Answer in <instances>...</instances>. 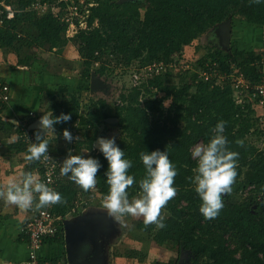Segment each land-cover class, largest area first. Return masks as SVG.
Returning a JSON list of instances; mask_svg holds the SVG:
<instances>
[{
	"label": "trees",
	"instance_id": "16d2710c",
	"mask_svg": "<svg viewBox=\"0 0 264 264\" xmlns=\"http://www.w3.org/2000/svg\"><path fill=\"white\" fill-rule=\"evenodd\" d=\"M34 2L17 1L13 19L5 20L0 27V49L10 48L17 55L20 66H29L36 57L22 54L20 51L25 47L42 49L47 46L49 50H60L66 42L63 38L66 26L50 12L38 16L25 10ZM60 5L64 8L66 3ZM87 10L88 27L95 20L98 26L80 30L76 35L79 58L86 68L85 77L90 76L89 68L94 63H99L96 69L98 76H102L111 64L125 70L134 62L138 65L137 72L148 64H155V69L163 67L165 72L142 80L141 87L131 86L129 92L121 93L123 104L117 106L112 114L105 111L104 100L96 102L94 111L87 113L80 112L83 109L80 97L72 95L65 102L53 101L46 111L50 109L54 115L71 113L69 121L54 126L56 137H62L64 129L78 133L76 140L64 151L57 150L49 142L53 158L57 157L62 162L71 150L73 155L86 151L88 155L85 157L97 158L102 167L97 173L94 194L103 199L108 192L103 175L107 164L101 153L93 150L96 138L104 135L98 130L100 123L110 117L117 119L123 136L116 139V143L124 150L125 158L133 162L128 171L137 182L144 175L139 154L145 150H164L165 146L171 145L166 151L177 169L173 185L176 195L160 209V216L165 212L161 216L165 227L158 229L154 224L145 225L143 220L135 222L136 229L151 236L156 245L170 246L176 252L174 260L160 264H264V177L253 182L240 180L243 169L256 172L264 166V151H257L245 141V137L259 124L258 117L254 116L258 98H253L255 91L250 89L244 99L246 102L237 103L228 79L223 85L216 83L220 75L242 74L255 86L259 79L257 69L261 67L256 61L260 55L238 49L234 43L226 52L206 47L205 55L197 61L199 68L187 66L186 62V68L175 71L178 82L174 86L164 85L169 83L175 66H179V60H175L179 59L183 47L214 26L236 17L250 25H264V0H126L121 3L118 0H94ZM203 73H210L207 80H204ZM155 89L163 95H155ZM191 89L194 92L189 94ZM46 94L54 99V91L48 90ZM166 100H170L167 107L164 104ZM41 102L44 104L43 99ZM6 106L0 103V144L5 146L9 138L20 133V126L3 119ZM220 120L225 121L224 135L229 141V149L239 153L237 175L231 191L224 196V207L219 214L215 218L204 219L198 211L200 201L188 179L195 167L190 153L196 144L208 142L211 129ZM237 141H242V145ZM6 147L27 152L20 140ZM30 163L36 168V162ZM65 180L66 177L60 176L54 185V190L62 196V202L52 209L62 219L76 208L78 198L92 195L91 190L85 192L80 187H71ZM128 192L130 199L136 196L138 184L134 183ZM233 193L240 197L239 201ZM79 213L76 208L74 215ZM58 225L57 233L45 238L42 246L57 244L63 247V227L60 222ZM129 252L128 257H133L135 251ZM180 253L186 261L180 260ZM38 256L50 264L66 262L64 251L60 257H42L39 251Z\"/></svg>",
	"mask_w": 264,
	"mask_h": 264
},
{
	"label": "rangeland",
	"instance_id": "374dc122",
	"mask_svg": "<svg viewBox=\"0 0 264 264\" xmlns=\"http://www.w3.org/2000/svg\"><path fill=\"white\" fill-rule=\"evenodd\" d=\"M17 1L19 0H9L8 3L2 1L0 2L4 5H9L11 9L16 11L17 9ZM66 0H53L49 2L48 0H35V2L27 7L25 10L27 12L35 13L38 16H41L47 12H50L52 16L56 17L62 24L66 26V30H69L68 34L63 35V38L66 40L64 46L60 48V50H49L47 46H44L42 49H37L35 47H25L20 52L22 54L28 53L32 57L35 55L36 57L33 59L34 61L29 64L26 71L27 74L32 75L33 73L39 72L40 75H44L45 73L54 74V80L52 83L41 82L39 83V88L36 90L39 94H33L35 98L38 100L43 99L45 107H42V113H46L48 107L51 105L53 101L65 102L68 101L72 95L74 97H80L83 105V113H87L89 111H94L96 105L99 100L105 101V111L108 114H112L117 106H121L123 102L120 99L121 93L129 92L131 86H140L142 80H145V72L144 71H136V63H133V66L130 68H126L125 70L120 66H113L111 64L110 68L105 71L102 76H98L96 69L99 63H94L89 68V75L94 77V81L97 83L96 85L90 86V76L85 77L84 71L86 70L85 64L81 58H79L78 54V40L76 39V35L80 30H88L98 26L97 21L95 20L92 23L91 27H88L87 22L85 21V14L79 15L74 14L72 8H64L61 7L60 3ZM84 1V2H83ZM94 0H68V4L76 6V11H83L84 9H88L92 6ZM2 9V7L0 8ZM84 22V23H83ZM79 24V25H78ZM257 25H250L240 20L239 18H235L231 20V43L235 44L238 49H242L245 52H253L259 55H264V40H262V36H264V31L261 27H256ZM71 27H77L76 29H72ZM261 41V43L256 41ZM261 44V46H258ZM229 45V46H230ZM206 47L212 49L228 51L223 49L220 39L218 26H214L213 28L206 31L199 38L194 40L190 45L183 47L182 52L179 56V59L176 58V62L179 60V66L174 68V72L172 71L171 76L169 78V83H165V86H174L179 78L176 74L177 69L186 68L188 65L193 66L195 69L199 68L197 65V61L205 55ZM59 51V53H58ZM8 51H4L3 53H7ZM13 53V51H9ZM22 54L20 55L23 58ZM10 55H7V59H9ZM4 56V64L5 66H9L12 68H16L15 66H20L17 64V55H13L14 62L7 61ZM108 58V56H106ZM112 59L111 57H109ZM113 61V59H112ZM188 63L187 66L185 63ZM31 65V66H30ZM18 67V68H19ZM10 71V70H9ZM21 71V72H23ZM176 71V72H175ZM140 79V80H139ZM71 80V81H70ZM71 82V84L64 83ZM62 83L64 87H62ZM82 85L83 88L82 89ZM48 90L54 91V99H51L47 96L46 92ZM194 89H191L189 94H192ZM163 95V93L154 90V94ZM19 96V93H17ZM154 95V97H155ZM165 106L167 107L170 104V100L164 101ZM30 107V106H29ZM27 107V108H29ZM255 115L259 119V124L253 128L252 132L245 137V141L256 148L257 151H264V109L261 106H257L255 109ZM81 112V111H80ZM3 116L7 117V115ZM12 116V115H11ZM112 118V117H110ZM98 130L103 133V136L100 137H114L115 139H119L123 134L121 133V129L118 127L117 121L109 120L104 123H100L98 126ZM256 130V133H254ZM44 137L48 138V141L51 142V146L57 148V150L64 151L71 145V143L64 141L62 137L55 138L51 134V131L48 130L43 133ZM98 138V137H97ZM96 138V139H97ZM14 140L16 138H13ZM52 139V140H51ZM4 147L0 145V157H5ZM69 153V152H68ZM7 154V152H6ZM71 154L73 155V151L71 150ZM80 155L85 156L88 155V152L83 151ZM264 177V166L259 168L256 172H251L247 169H243L240 180H249L260 181ZM66 184H69L71 187H79L75 185L73 182L69 181L67 178L65 180ZM235 199L237 201L240 200V197L233 193ZM103 199L100 198L98 194H92L91 196H81L78 198V202L76 204L77 207L82 208L87 214H97L103 215L109 219L110 227L105 228V233L101 235V248L103 254V264H160L166 263L168 261H172L176 258V252L171 250V247L163 246L160 247L156 245L152 240L151 236L139 231L135 227V222L137 220H143L142 217H131L127 216L123 218L121 221L116 222L112 218H110L103 209L102 206ZM165 212H161V216H164ZM135 251L132 255L129 256V251ZM45 257H55L57 256V252L54 254L45 253ZM186 261L185 256L180 255V260Z\"/></svg>",
	"mask_w": 264,
	"mask_h": 264
},
{
	"label": "clouds",
	"instance_id": "9594fccd",
	"mask_svg": "<svg viewBox=\"0 0 264 264\" xmlns=\"http://www.w3.org/2000/svg\"><path fill=\"white\" fill-rule=\"evenodd\" d=\"M70 119L71 113L54 115L50 109L43 113L39 117L38 128L34 133L35 142L30 143L25 159L27 161L50 159L49 141L43 133L50 130L56 138L54 126L66 123ZM224 131L225 121L220 120L211 129L212 134L208 142L193 146L190 153L195 160V167L193 175L188 179L200 201L198 211L204 219H212L219 214L224 207V196L231 191L237 175L239 153L229 149V141ZM61 135L64 141L69 143L75 139L67 129L62 130ZM95 141L98 150L94 148V144L93 150L100 152L107 164L103 175L106 178L108 192L102 202L106 214L116 222L127 216L142 217L145 225L154 224L158 229L164 228L163 217L159 215L160 209L176 195V188L173 185L177 169L166 151L171 145L165 146L164 150L156 149L150 152L145 150L139 154L144 175L137 182L128 171L133 162L125 158L124 150L117 145L114 137H98ZM236 143L242 145L243 142ZM59 165L60 176L66 177L85 192L89 190L92 194L96 192L97 173L102 167L97 158L72 155L69 151ZM134 183L138 184V192L130 199L128 189ZM0 197L24 210L31 208L34 203L35 208L40 209L62 202L61 194L32 172L22 173L19 179H9L6 187L0 190Z\"/></svg>",
	"mask_w": 264,
	"mask_h": 264
},
{
	"label": "crops",
	"instance_id": "0c3cea01",
	"mask_svg": "<svg viewBox=\"0 0 264 264\" xmlns=\"http://www.w3.org/2000/svg\"><path fill=\"white\" fill-rule=\"evenodd\" d=\"M256 27H261L263 29L262 31H264V25H257ZM262 40H264V36H262ZM257 42L261 43L260 39L259 41L253 43V45L257 44ZM258 46H261V44ZM9 49L10 48L0 49V80L6 83L10 90V100L6 104V109L3 111L4 115H7V117L3 116V113L2 117L4 120L11 121L15 126H17L16 123L25 120V122H28L27 124L30 126L33 121L38 119L43 114L42 111L44 109H41V105L42 107H45L41 100L35 98L33 94H39L36 91L39 88V83H52L54 80V74L45 73L44 75H40L39 72H37L29 76L26 71H23L27 70V67L25 66H15L16 68L5 66L4 56L6 57L7 55H10L9 59L6 57L7 61H11V63L14 62V53H10ZM4 51L8 52L3 53ZM33 61L34 60H31V63ZM64 84L67 86V84H71V82ZM62 87H64L63 83ZM17 93H19V96ZM81 108H83L82 102ZM80 111L82 112L83 109ZM29 112H32L33 116L29 117ZM13 138H16V136L14 135L13 137L9 138L6 146L17 142V139L14 140ZM0 145L6 149L4 151L6 156L0 157V190H3L6 187L7 181L9 179H19L21 174L24 172H32L37 174L36 169L33 167L30 161L25 159V152H17L15 148L7 149L5 144ZM28 210L29 209L26 211L24 209H20L16 205H12L4 198L0 197V264H9L26 258V244L23 241L24 238L22 239L21 237L20 229L28 217ZM62 251H64V242L63 247L57 244H46L41 247L39 254L44 257L45 253L54 254L57 252V256L55 257H60Z\"/></svg>",
	"mask_w": 264,
	"mask_h": 264
},
{
	"label": "built area",
	"instance_id": "2783aa9c",
	"mask_svg": "<svg viewBox=\"0 0 264 264\" xmlns=\"http://www.w3.org/2000/svg\"><path fill=\"white\" fill-rule=\"evenodd\" d=\"M67 2L68 0L64 1V3H66V8L68 7L72 8L74 14L79 15L80 13L81 15H83L86 13L84 19L87 22L86 19L89 15L88 10L84 9L83 11L82 10L76 11L77 10L76 6L70 5ZM1 7L2 9H0V27L4 25L5 20H10L13 19L14 17V11L11 9L9 5H4L1 3ZM71 28L76 29L77 27H71ZM68 33L69 30L67 29L65 34ZM260 57L261 58L258 61H256V64L257 65L261 64V67H258L257 69L259 79L256 82L255 86H252V83L249 80H247L242 74L238 76L229 75L228 77L220 75L216 83L223 85L226 79H228L229 86L232 89L233 97L237 103H241L242 101L246 102V100H244L245 96H248L250 89H254L255 92L253 93V98L255 97L258 98V102L255 103V108H257V106H261L264 109V55H260ZM154 67L157 66L155 64H148L145 65L141 71L145 72L146 78L163 74L165 72V69L163 67L159 69H155ZM209 74L203 73L204 80H207ZM253 98L251 102H253ZM9 100H10L9 86L0 80V103L7 104ZM28 114L29 117L33 116L32 112H29ZM25 121H20L19 123H16L17 126H20V133L16 137L17 140H20L28 150L30 143L35 142V138H34V132L29 130V124H27L28 122L26 123ZM71 133H73V137L75 138L73 141H75L76 138L78 137V133L76 130H73ZM48 155L50 159L45 160L42 158L39 161H34L37 163L35 169L39 178L42 181L49 183V186L54 189V185H56V181L60 177L58 168L60 167L59 164L61 163V159H58L57 157H55L54 159L50 151L48 152ZM53 207L54 205H50L40 209L35 208V206L29 208V210L27 211L28 217L26 218L23 226L20 229L21 235L25 239V244L27 249L26 258L9 264H50L49 262L41 261L38 256V251L41 249V246L43 245L45 238L53 237L57 233V229L59 228L58 222L62 224V221L64 219H71L74 216H76L77 214L74 215L76 208L80 213L82 214L85 213V211L82 208L76 206L75 209L72 208L71 211L68 212L67 215L62 219V217L56 216L52 212ZM56 264H66V263L58 262Z\"/></svg>",
	"mask_w": 264,
	"mask_h": 264
},
{
	"label": "water",
	"instance_id": "95a60500",
	"mask_svg": "<svg viewBox=\"0 0 264 264\" xmlns=\"http://www.w3.org/2000/svg\"><path fill=\"white\" fill-rule=\"evenodd\" d=\"M126 0H118L119 3ZM219 39L223 49L228 50L231 38V19L217 25ZM94 77L90 78V86L96 85ZM38 119L33 121L29 130L35 131L38 128ZM113 120L108 118L106 121ZM96 147V141L94 143ZM98 150V149H97ZM64 233V252L67 264H103V254L101 248V235L105 233V228L110 227L109 219L97 214H79L71 219L62 221ZM183 253H180L182 255Z\"/></svg>",
	"mask_w": 264,
	"mask_h": 264
}]
</instances>
